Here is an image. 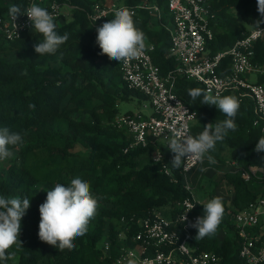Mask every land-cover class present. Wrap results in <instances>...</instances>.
<instances>
[{
    "label": "trees",
    "instance_id": "1",
    "mask_svg": "<svg viewBox=\"0 0 264 264\" xmlns=\"http://www.w3.org/2000/svg\"><path fill=\"white\" fill-rule=\"evenodd\" d=\"M58 1L67 11L61 13L60 19H54L56 31L67 34L68 39L55 54L39 56L34 51V45L43 37L33 28L14 42L0 38V127L7 126L24 137L21 145L11 149L17 154L9 164L0 161V196L30 200L21 220L22 244L9 249L10 258L0 260V264H137L121 263L119 259L138 244L135 236L141 221L161 210L170 218L174 204L191 194L183 183L181 169L171 166L172 154H165L164 164L176 182L165 174L161 163L153 162V147L124 153L130 140L128 133L115 124L121 114L118 104L121 100L148 98L128 88L119 62L99 54L97 35L90 28L87 12L92 11L94 4L106 0ZM210 2L217 15L215 38L210 46L213 52L232 47L260 18L257 0ZM27 3V0H0V16L8 15L10 5L25 10ZM123 3L139 7L138 17L133 18L135 25L143 31L145 43L154 46L153 61L161 77H167L177 68V62L167 57L170 33L150 16L147 8L157 5L166 23L168 0H123ZM255 51V62L264 64L263 40L256 43ZM228 62L224 60L225 65ZM175 76L174 92L198 113L192 126L194 134L201 133L208 123L227 118L214 105L202 104L203 96L192 99L189 90L204 91L200 84ZM225 95L239 100L236 94ZM239 101L234 118L236 130H230L222 142H217L215 151L208 153L223 161L228 155L229 163L237 169L222 178L233 190V205L222 200L225 212L216 233L195 240L196 231L191 241L196 252L216 253L222 264H243L235 236L226 234L220 239L218 235L220 229L233 234L229 210L234 212L264 196V181L245 182L241 176V169L264 168V153L254 151L264 133L262 126L254 125L252 99ZM76 177L90 183L100 206L88 224L87 233L74 241L75 247L60 251L39 239V206L46 200L47 191L58 183L68 185ZM202 179L197 187L201 188ZM210 197H215L214 189ZM204 204L197 207L201 216ZM105 243H109L108 251L104 249Z\"/></svg>",
    "mask_w": 264,
    "mask_h": 264
},
{
    "label": "built area",
    "instance_id": "2",
    "mask_svg": "<svg viewBox=\"0 0 264 264\" xmlns=\"http://www.w3.org/2000/svg\"><path fill=\"white\" fill-rule=\"evenodd\" d=\"M27 1L26 8L36 3L46 8L54 19L61 18L63 7L58 0ZM125 7L133 14V18L138 17L139 7L127 6L123 0H106L104 3L94 4L92 11L87 12L93 34L97 35L96 29L114 18L117 9ZM147 11L169 31L171 46L167 57L177 62V68L167 77H161L152 58L154 46L146 43L143 55L127 63H119L124 82L129 89L137 90L148 98L152 114L144 117L141 114L121 113L116 117L115 124L129 136L130 141L124 153L136 148L153 147V162L157 163L156 157L161 156L159 164L161 163L163 171L176 182L164 164L165 154H172L168 142L174 129L184 128L188 134L196 136L192 132V126L198 119V113L192 111L174 92L175 74L197 82L209 95L223 96L232 93L239 100L252 99L256 115L254 125L262 126L264 133V82L260 81L264 79V64L255 62L256 43L264 41V32L257 31L254 25L232 47L213 52L210 46L215 38L217 15L210 0H168L169 18L166 22L172 23V29L162 21V11L157 5H150ZM14 23L9 15L0 16L2 40L14 42L33 28L26 15H20ZM260 28L264 29V24ZM225 59L229 61L226 65ZM252 76L256 77L254 82L250 79ZM199 163L200 161L189 160L182 164V175L185 176ZM240 172L245 182L264 181V168L241 169ZM185 187L191 195L174 204L173 216L168 218L165 211L161 210L141 221L140 230L135 236L138 244L133 249L126 250L119 262L222 264L216 253L196 252L191 244L197 230L190 225L201 216L197 213V207L202 202L193 196L191 187ZM190 206L194 207L189 211ZM228 213L233 216L234 228L231 235L235 236L240 246L239 257L242 263L264 264V196L234 212L229 210ZM104 249L108 251L109 243H105Z\"/></svg>",
    "mask_w": 264,
    "mask_h": 264
},
{
    "label": "clouds",
    "instance_id": "3",
    "mask_svg": "<svg viewBox=\"0 0 264 264\" xmlns=\"http://www.w3.org/2000/svg\"><path fill=\"white\" fill-rule=\"evenodd\" d=\"M257 10L262 19L255 21L257 31L264 24V0H257ZM8 15L12 22L20 15H26L31 26L43 39L34 45V51L39 55L55 54L64 44L68 36L60 35L56 31L54 16L44 7L36 3L30 4L24 11L20 6L10 5ZM15 27L17 25L14 23ZM96 43L100 48V55H106L110 60L127 63L143 55L146 45L145 36L137 28L133 14L128 8L117 9L114 18L106 21L96 29ZM189 95L195 100L203 96L204 105H214L227 118L218 123H208L203 131L196 136L188 134L184 128L173 130L168 142V148L173 154L171 166L181 169L182 164L189 160L203 162L206 158L209 163L216 161L208 155L215 151L217 142H222L229 131L237 128L236 117L240 101L232 95H209L201 89H190ZM34 108V105H30ZM24 137L19 132H13L9 127H0V161L13 156L12 148L21 145ZM255 152L264 153V136H261L255 145ZM161 156L156 157L159 163ZM207 169L201 168L200 171ZM99 198L91 191L88 181L76 177L68 185L56 184L47 191L46 200L39 206L40 222L38 236L45 242L60 251L73 249L74 241L87 233L88 224L97 214ZM30 207V200L18 197L6 198L0 196V260L10 258L8 250L17 243L21 230V220ZM194 206H190L189 211ZM225 212L222 198L217 196L203 205V215L198 216L190 226L197 230L195 240L214 235L222 222ZM184 220H187L185 214Z\"/></svg>",
    "mask_w": 264,
    "mask_h": 264
},
{
    "label": "rangeland",
    "instance_id": "4",
    "mask_svg": "<svg viewBox=\"0 0 264 264\" xmlns=\"http://www.w3.org/2000/svg\"><path fill=\"white\" fill-rule=\"evenodd\" d=\"M62 11L63 12L67 11V8H62ZM166 24L170 29H172L173 26H172V23L170 21L166 22ZM250 79L252 82H254L256 80V77L252 76ZM118 105H119L118 106L119 110L122 114L132 112L134 114H141V115L146 116V117H149L152 114V107H151V104L148 100H142L139 98H134L133 100H131L129 102L121 100ZM16 154H17V151H13V156L4 161L5 165H8L9 162L12 160V158ZM227 158L228 159H226L225 161L217 160L214 158V160L216 162L214 164H212V166L214 168H217V167L219 168L222 165L229 164L228 155H227ZM202 163H203V165L209 166V162L206 158L203 160ZM203 165L200 166V169L204 168ZM209 169H210V167H209ZM207 171H208V169H207ZM213 189L215 190V197H217V195H219L220 197H223L224 199L228 200V196H225L228 193V189H229L228 183H226V181H224V180L214 182L212 179H210L209 176H207L206 173L204 174V177L202 179L201 188L196 186L194 189H192V194L198 201L206 203L207 201L212 199L210 197V193ZM229 197H230V202L228 204L230 206H232L233 205V203H232L233 190H231V189L229 191ZM225 233H227V232L225 231Z\"/></svg>",
    "mask_w": 264,
    "mask_h": 264
},
{
    "label": "crops",
    "instance_id": "5",
    "mask_svg": "<svg viewBox=\"0 0 264 264\" xmlns=\"http://www.w3.org/2000/svg\"><path fill=\"white\" fill-rule=\"evenodd\" d=\"M144 117H146V116H144ZM202 165H203V163L200 162L193 170H191L189 173H187L185 176H183V183H184V185H188L189 187H191L192 189H194L196 186H198L201 178L204 177V174L205 173L214 182H218V181H221L222 180V178L225 175V173H227V172H233V171L235 172L237 170L235 168V165H233V163H229V164L222 165L219 168L218 167L217 168H214L212 166V163H209V166L208 165H203L204 169H208V171L207 170L206 171H200V166H202ZM209 167H210V169H209ZM230 189L231 188L229 187L228 193L225 195V196H228V200H226L223 197H221L222 200L226 201L227 203L230 202V197H229V191H230ZM217 196H219V195H217ZM226 234L227 235L228 234L231 235L230 233H225V231L223 229H220L218 231V235H219L220 239H222L224 236H226Z\"/></svg>",
    "mask_w": 264,
    "mask_h": 264
}]
</instances>
